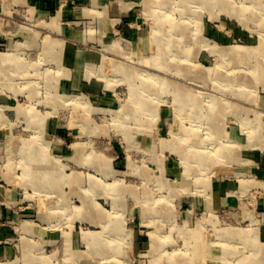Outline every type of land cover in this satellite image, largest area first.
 <instances>
[{
	"label": "rangeland",
	"instance_id": "1",
	"mask_svg": "<svg viewBox=\"0 0 264 264\" xmlns=\"http://www.w3.org/2000/svg\"><path fill=\"white\" fill-rule=\"evenodd\" d=\"M252 1L0 0V264H219L264 246ZM221 229L241 233L201 257L200 231Z\"/></svg>",
	"mask_w": 264,
	"mask_h": 264
},
{
	"label": "bare ground",
	"instance_id": "2",
	"mask_svg": "<svg viewBox=\"0 0 264 264\" xmlns=\"http://www.w3.org/2000/svg\"><path fill=\"white\" fill-rule=\"evenodd\" d=\"M194 1L198 2L199 4H201L205 0H185V2H187V3L188 2L191 3V2H194ZM214 2H215V4L224 3L223 0H214ZM252 2L256 6H260L257 9L261 12V9H262L261 8V5H262L261 0H254ZM224 6H225V4H224ZM251 9L253 10L254 8H251ZM259 20L261 22V26L263 27L262 29H263V35H264V12L259 14ZM261 44L262 45L259 46V47L248 48V51L246 52V54L253 55V54H256V53H261V56L264 57V39L261 40ZM242 50H243V48H242ZM3 55H5V53H1L0 54V61L4 59ZM153 58H154L155 61H157V55H155ZM245 59H248V58H245ZM105 67L106 68L109 67L111 69L112 65L105 64ZM251 70H257V69L254 67ZM259 70H261V71H255V74H254L255 78L254 79L256 81H264V62H263V65L259 68ZM224 79L225 78H220V80H224ZM230 82H232V80H230ZM178 92L179 93L177 95V98L175 99L177 102H179V103H180V101L187 102L188 100L192 101V97L191 96H187L185 94V92H183L181 90H179ZM196 111L197 110H195V113H196ZM194 116H196V115H194ZM202 117H203V115H202V113H200V118H202ZM182 139L188 140V144L184 145V146L187 147V150H188L189 149V145H190L191 136H188V139H186L184 137V135H183ZM184 146L181 145L180 148H182ZM230 146H231V144H229V143L226 144V145H222L221 143L216 141V145L214 146V150L215 151H219V152H224ZM186 147H185V149H186ZM202 148L204 149V145H202ZM187 150L186 151L182 150V152L187 154V155H189V152H187ZM228 150L225 152V155H223V156L226 157V153L228 152ZM186 159L187 158L185 157L184 160L187 163ZM195 159L197 160V162L201 166H207V162H209V164H210V162H214V163L218 162V157L215 156V155H211V154L208 155V159H207V157L204 156L203 153H198ZM189 162H190L189 163V165H190L192 163L191 159L189 160ZM189 167H191V166H187L186 167V171H187V169ZM240 233H241V231L233 232L230 229H221L217 233V236H216L217 240H216V239H210L208 237V235H206L203 231H200V234H201L200 236L202 237V239H201L200 242L197 241V244H196V247H195V251L198 252L200 254V256L202 257L206 253H208V252H210V251H212L214 249H217V248H222V250H224V249L228 248L227 246L231 247V243L230 242L232 240L230 239L228 241V238H230V237L233 238L235 235L240 234ZM222 235L226 236L227 241H223L222 239L220 240V238H218L219 236H222ZM249 246H251L252 250H251V253L248 254V255L243 254V253H238V251L233 247V248H228V250H226V252H220V253L217 252L216 260L225 261V263H219V264H237V261H243L244 264H264V252H263L264 246L260 247L259 245H257L256 248H254V245H249Z\"/></svg>",
	"mask_w": 264,
	"mask_h": 264
},
{
	"label": "crops",
	"instance_id": "3",
	"mask_svg": "<svg viewBox=\"0 0 264 264\" xmlns=\"http://www.w3.org/2000/svg\"><path fill=\"white\" fill-rule=\"evenodd\" d=\"M32 3L37 4V9L42 11L49 10L50 7H54L58 2L57 0H30Z\"/></svg>",
	"mask_w": 264,
	"mask_h": 264
}]
</instances>
